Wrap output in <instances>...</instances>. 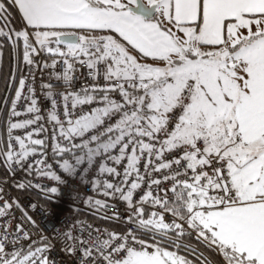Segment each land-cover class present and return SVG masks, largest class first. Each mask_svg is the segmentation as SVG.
Instances as JSON below:
<instances>
[{
  "label": "snow or ice",
  "instance_id": "6c2138e0",
  "mask_svg": "<svg viewBox=\"0 0 264 264\" xmlns=\"http://www.w3.org/2000/svg\"><path fill=\"white\" fill-rule=\"evenodd\" d=\"M5 46L14 91L0 104L6 171L64 183L47 163L42 97L60 170L75 176L86 165L83 177L96 165L92 189L126 205L100 216L120 230L87 225L79 236L77 221L56 231L67 256L264 264V0H0ZM77 65L91 73L80 74L79 89ZM13 184L49 201L60 195L57 186ZM85 203L96 213L108 207L92 196ZM0 218V264H57L53 239L33 238L35 221L3 187Z\"/></svg>",
  "mask_w": 264,
  "mask_h": 264
},
{
  "label": "built area",
  "instance_id": "2783aa9c",
  "mask_svg": "<svg viewBox=\"0 0 264 264\" xmlns=\"http://www.w3.org/2000/svg\"><path fill=\"white\" fill-rule=\"evenodd\" d=\"M77 71L74 75L77 76L75 83V87L79 89L86 84V80L80 78V74L83 73L85 77L88 79L91 78V73L87 72L86 66L77 65ZM41 106V114L45 115V120L42 121L45 127L49 129L48 132V147L46 149L47 152V163L53 165V170L61 176L64 183L56 184V182L43 177H37L35 173L33 176L29 177L23 171H17L15 175L9 174L7 179H0V187H3L4 192L7 193V198L9 201L18 200L22 209L27 211L29 215L32 216L33 220L36 224V231L33 238H37L41 233L47 235L53 239L55 243V249L51 253L52 257L57 261V264H79L78 256L75 258H70L67 256L62 250V241L56 237V231L61 233L69 230L74 224H77V221H81L82 223L77 225L74 230L75 235L85 236L86 233L81 231L82 228H85L87 225H92L93 229L95 228H106L102 224L98 223L95 220H101L102 222L111 224L113 228H108L109 230H120L124 226L122 224H117L114 220L110 219H100L101 215H109L114 216L117 212L123 213L125 208V203L121 202L118 199L104 198L101 195H97V193L92 189L91 181L93 179H97L98 168L96 165L93 166L92 169L85 175H81L83 165L81 167V171H78L75 176L68 175L60 170L58 165L55 162V158L53 157L51 147H52V139H51V125L47 123L45 110L50 108V102L47 100H43L41 97L40 100ZM62 111V109H61ZM22 134V133H21ZM42 138V137H41ZM79 142V141H77ZM61 143H64L61 141ZM64 158H70L69 156H65ZM32 159H39V157H34ZM31 162V161H30ZM99 161H97V164ZM144 161H141V168ZM123 165L118 167L119 171H122ZM101 179H109L113 178L105 175L101 177ZM118 179V178H117ZM7 180V183H2ZM23 180L27 182V180H31L33 184H41L43 187H51L57 186L59 188L60 195L53 200L49 201L46 199L45 194L37 188H28V189H18L14 186L13 181ZM115 182V181H113ZM146 190V189H145ZM140 192L138 191L136 197L138 198ZM89 196H92L93 199H105L108 207L102 210L100 213H96L94 208H90L85 201ZM39 198L44 203L48 204V207H43L38 200ZM36 204V208H32L31 205ZM47 209V211H45ZM66 210L68 213H63L61 210ZM12 214L15 218H19L21 216V210L19 208L13 207ZM88 218H92L94 220H90ZM170 217L166 215V221ZM4 219L0 218V225L4 223ZM12 227H15V221H13ZM95 235V233H93ZM193 241H195L193 239Z\"/></svg>",
  "mask_w": 264,
  "mask_h": 264
},
{
  "label": "trees",
  "instance_id": "16d2710c",
  "mask_svg": "<svg viewBox=\"0 0 264 264\" xmlns=\"http://www.w3.org/2000/svg\"><path fill=\"white\" fill-rule=\"evenodd\" d=\"M14 15H16L14 13ZM13 24L15 27H19V20L18 17L16 20L13 21ZM0 52H2L1 55V62H0V104H2L4 96L7 95H14V91L13 92H8V88H7V81L11 76V70L13 67V60H12V55H11V49L8 46H5L4 49L0 50ZM21 60H22V52H21ZM22 66V65H21ZM16 83H18V77H17V81ZM9 177L8 172L6 171V169L4 168V166L2 165V163H0V179H7ZM36 199L38 200V202L43 206V207H48V204L44 203L43 201H41L39 198L36 197ZM61 210V209H60ZM61 212L63 213H68L66 212V210H61ZM90 220H94L92 218H88ZM98 223L102 224L103 226H105L106 228H113V226L111 224L102 222L101 220H95ZM193 243H196L195 241H193ZM207 255L213 259L214 261L219 262L221 260V258L219 256H216L215 254L211 253L210 251L207 252Z\"/></svg>",
  "mask_w": 264,
  "mask_h": 264
},
{
  "label": "rangeland",
  "instance_id": "374dc122",
  "mask_svg": "<svg viewBox=\"0 0 264 264\" xmlns=\"http://www.w3.org/2000/svg\"><path fill=\"white\" fill-rule=\"evenodd\" d=\"M0 62H1V55H0Z\"/></svg>",
  "mask_w": 264,
  "mask_h": 264
}]
</instances>
